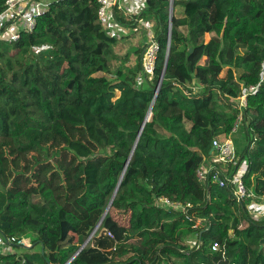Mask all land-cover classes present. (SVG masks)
<instances>
[{
	"label": "trees",
	"instance_id": "1",
	"mask_svg": "<svg viewBox=\"0 0 264 264\" xmlns=\"http://www.w3.org/2000/svg\"><path fill=\"white\" fill-rule=\"evenodd\" d=\"M99 7L52 0L32 31L0 40V236L31 245L0 252V264H264V215L251 212L264 203V0H148L153 74L147 29L135 61L119 57L120 39L141 27L117 8L136 30L113 35ZM252 85L239 163L216 162L213 142L241 111L233 99ZM244 160L256 196L240 202L217 179ZM204 163L215 168L201 180ZM162 197L187 212L160 207Z\"/></svg>",
	"mask_w": 264,
	"mask_h": 264
},
{
	"label": "built area",
	"instance_id": "2",
	"mask_svg": "<svg viewBox=\"0 0 264 264\" xmlns=\"http://www.w3.org/2000/svg\"><path fill=\"white\" fill-rule=\"evenodd\" d=\"M52 0H6L5 6L2 11H0V40L4 41H15L20 39L21 33L23 31H32L37 22L38 16L45 13L49 7ZM100 3L99 7V17L102 20L104 27L109 29L111 34L115 31L119 32H129L133 26L136 25L143 26L147 29V44L143 51V67L147 74H153L156 62V56L159 49L158 40L156 37L155 29H153L154 24L150 21L145 20L143 17V11L146 9L148 0H98ZM121 9L124 11L125 16L135 15V23L132 26L127 23H119L116 19V9ZM113 22L111 23V21ZM135 29V28H134ZM114 35V34H113ZM258 90V85H252L249 88H245L241 95L234 98L233 101L236 102L238 107L241 109L231 134L221 135L216 138L213 142V160L223 161V162H233L235 164L239 163V154L236 150L234 140L232 138L233 134L239 131L240 126L243 124V108L247 105V96L251 92ZM246 167V166H245ZM245 167L241 168L232 175L223 177V179L218 178L217 180L222 184L229 186L234 184L235 190L233 194L238 201H242L243 198H255L256 194L252 190H248L243 182L242 175L244 174ZM214 165L211 163H204L198 169V177L201 180H206L208 173L214 170ZM160 207L172 210L179 209L187 212V206L180 202L171 201L169 198L162 197L158 200ZM254 206H260L254 204ZM254 211L255 208L253 209ZM255 219L257 218L253 215ZM109 235H111L109 233ZM26 239L22 238L18 242L15 238H4L0 236V252H12L16 245H25L28 247L30 244L26 243ZM28 242V241H27ZM29 244V245H28ZM199 244H201L199 242ZM218 248V243H214L213 249ZM11 249V250H10ZM14 252V251H13Z\"/></svg>",
	"mask_w": 264,
	"mask_h": 264
},
{
	"label": "rangeland",
	"instance_id": "3",
	"mask_svg": "<svg viewBox=\"0 0 264 264\" xmlns=\"http://www.w3.org/2000/svg\"><path fill=\"white\" fill-rule=\"evenodd\" d=\"M136 27L140 28L141 26H136ZM142 34H144V33H143V30H142V27H141V29H137V33H135L132 38H130L131 37L130 36L128 38L120 39V43L116 46L117 56H119V57H126L127 56V58L128 57L130 58V61L134 62L135 59H136V55L133 56L132 53H134V50H132L131 47H138L140 45V41H141L140 38H141ZM117 63H119V62H117L115 60L114 64H117ZM241 127L243 128V124L241 125ZM242 128H240V129H242ZM237 135H239V134L237 133ZM244 140H246V139H244ZM242 141H243V139H242ZM244 142L246 143V141H243V144H244ZM237 148H238L237 150L240 153L242 151V149L241 150L239 149V144L238 143H237ZM158 152H159L158 146L153 145V146L150 147L151 155H156ZM245 166H246V161L244 160V161H242L241 168H243ZM258 205H260V206H253L255 208V210L257 209V211H254L253 210L254 208L251 210L252 217H253V215H255L257 218H261L264 215V203L258 204ZM196 239L197 238L195 236L191 237V240H192L191 243L194 244V240H196ZM199 242L201 243L202 239H200ZM26 243H28V242L26 241ZM29 246H31V245H29ZM14 247H16V246H14ZM17 249L19 250V248H17ZM17 249L16 248L12 249V252L13 251L14 252H16V251L18 252Z\"/></svg>",
	"mask_w": 264,
	"mask_h": 264
},
{
	"label": "water",
	"instance_id": "4",
	"mask_svg": "<svg viewBox=\"0 0 264 264\" xmlns=\"http://www.w3.org/2000/svg\"><path fill=\"white\" fill-rule=\"evenodd\" d=\"M172 10H173V2L171 3V12H172ZM171 29H172V20H170V28H169V44H168V52H167V60H166V64H165V67H164V70H163V73H162V75H161V78H160V81H159V83H158V86H157V89H156V93H155V97H154V99H153V102H152V104H151V107H150V109H149V111H148V114H147V117H146V119H148L149 118V116H150V114H151V111H152V107H153V105H154V102H155V99H156V97H157V94H158V91H159V89H160V86H161V84H162V81H163V78H164V75H165V70H166V66H167V61H168V56H169V52H170V41H171ZM144 126V125H143ZM143 128V127H142ZM215 150V148H213L212 149V151H214ZM131 155H132V153H131ZM131 155H130V157L128 158V160L126 161V166L129 164V161H130V158H131ZM120 183H121V181L118 183V185H117V187H116V189H115V192H114V194H113V196H112V198H111V200H110V203H109V205H108V207H107V209H106V211H105V213H104V215H103V218H104V216L107 214V212L109 211V209H110V207L113 205V202H114V200H115V198H116V195H117V192H118V189H119V186H120ZM102 218V219H103ZM102 221V220H101ZM100 224H101V222L97 225V227L94 229V231L92 232V234H91V236L84 242V244L80 247V249L78 250V252L73 256V258L87 245V243L89 242V240H90V238L94 235V233L98 230V228L100 227ZM203 243V241L201 242V244ZM200 244V245H201ZM30 247V246H29ZM72 260V259H71ZM70 260V261H71ZM69 261V262H70ZM68 262V263H69Z\"/></svg>",
	"mask_w": 264,
	"mask_h": 264
},
{
	"label": "crops",
	"instance_id": "5",
	"mask_svg": "<svg viewBox=\"0 0 264 264\" xmlns=\"http://www.w3.org/2000/svg\"><path fill=\"white\" fill-rule=\"evenodd\" d=\"M113 22V20L111 21V23ZM108 31H109V29H107ZM134 30H136V29H134V28H131V30L129 31V32H127V33H125V32H119V31H115V33H113L114 35H117L118 37H122V36H124V35H127V34H130L131 32H133ZM240 128H242L241 126H240ZM239 128V131L238 132H236V133H234L233 134V136H232V138H233V140H234V143H235V147H236V150L238 149L237 148V143L239 144V149L241 150H243L244 149V147H245V142H244V144H243V141H246V140H244L245 139V132H244V129L242 128V129H240ZM237 133L239 134V135H237ZM242 139H243V141H242ZM237 152L239 153V151L237 150Z\"/></svg>",
	"mask_w": 264,
	"mask_h": 264
}]
</instances>
